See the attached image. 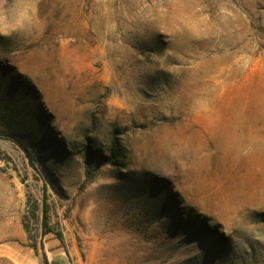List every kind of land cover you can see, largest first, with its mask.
Masks as SVG:
<instances>
[{"label":"rangeland","instance_id":"374dc122","mask_svg":"<svg viewBox=\"0 0 264 264\" xmlns=\"http://www.w3.org/2000/svg\"><path fill=\"white\" fill-rule=\"evenodd\" d=\"M55 254L264 264V0H0V264Z\"/></svg>","mask_w":264,"mask_h":264},{"label":"crops","instance_id":"0c3cea01","mask_svg":"<svg viewBox=\"0 0 264 264\" xmlns=\"http://www.w3.org/2000/svg\"><path fill=\"white\" fill-rule=\"evenodd\" d=\"M58 263L63 264V263H64V262H63V258H62L60 255H56V254H55V257H54V259H53V264H58Z\"/></svg>","mask_w":264,"mask_h":264},{"label":"bare ground","instance_id":"6f19581e","mask_svg":"<svg viewBox=\"0 0 264 264\" xmlns=\"http://www.w3.org/2000/svg\"><path fill=\"white\" fill-rule=\"evenodd\" d=\"M247 136H249V135H247ZM245 139H248V137H246ZM248 143H249V142H248ZM253 143H254V142H253ZM253 146H255V143H254V144H252V145H250V146L248 147V149L252 151V149H253Z\"/></svg>","mask_w":264,"mask_h":264},{"label":"trees","instance_id":"16d2710c","mask_svg":"<svg viewBox=\"0 0 264 264\" xmlns=\"http://www.w3.org/2000/svg\"><path fill=\"white\" fill-rule=\"evenodd\" d=\"M112 145H113V148H112V149H113V150H116V149H117V144L113 142Z\"/></svg>","mask_w":264,"mask_h":264}]
</instances>
